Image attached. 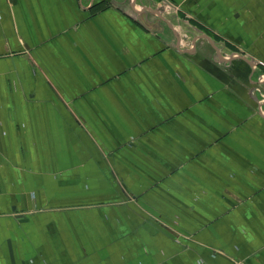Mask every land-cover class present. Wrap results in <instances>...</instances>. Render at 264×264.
Returning <instances> with one entry per match:
<instances>
[{
  "label": "crops",
  "instance_id": "0c3cea01",
  "mask_svg": "<svg viewBox=\"0 0 264 264\" xmlns=\"http://www.w3.org/2000/svg\"><path fill=\"white\" fill-rule=\"evenodd\" d=\"M263 63L264 0H0V264H264Z\"/></svg>",
  "mask_w": 264,
  "mask_h": 264
},
{
  "label": "rangeland",
  "instance_id": "374dc122",
  "mask_svg": "<svg viewBox=\"0 0 264 264\" xmlns=\"http://www.w3.org/2000/svg\"><path fill=\"white\" fill-rule=\"evenodd\" d=\"M163 1H164V0H163ZM163 1H161V0H151V2H152L153 4H159V3L163 2ZM239 50L243 52V50H242L240 47H239ZM263 65H264V63H263ZM75 116H76V118H78L79 120H80V119L82 120V118H81L76 112H75ZM77 121H78V120H77ZM78 122L81 123V125L78 124L80 127L86 128L85 125H84V126L82 125V122H81V121H78ZM95 142H96L97 147L100 148V149H102V147H101V145L99 144V142H98L97 140H95ZM128 145L130 146L131 143H130V144L128 143ZM120 148H121V147H118V149H117L116 152L120 151V150H121ZM119 149H120V150H119ZM102 150H103V149H102ZM102 155H103L102 158H107V159H109V158H113V157H114V155L107 154V153H105V152H103ZM111 160H112V159H111ZM112 163H113V162H112ZM188 163H192V164H194L195 162H194V161H188ZM112 167H113V165H112ZM112 170H113L114 174H116L115 172H117V170H116L114 167L112 168ZM115 176H116V175H115ZM116 177H117V176H116ZM119 177H120V176H119ZM119 177H118V179H119ZM118 182L120 183V185H122V183H123L120 179H119ZM122 187H124V186L122 185ZM124 188H125V187H124ZM204 190H205V189H204ZM200 194H203L202 191L194 192V194L192 195L193 200L198 199V197H199L198 195H200ZM204 194H205V192H204ZM160 222H162V227H166V228H169L171 231H174V232H172V233L174 234V236H172V235L169 234V236L172 238V240H174V242H179V243H181L183 239L190 240V241H197V238H196L194 232L192 231V229L189 230V228H188V229L180 230V229H178L177 227L170 226V225H172V224H167V223H164L163 221H160ZM171 222H173V221L171 220ZM173 224H175V225H180L178 221H174ZM181 239H182V240H181ZM194 239H195V240H194ZM183 243H184V242H183Z\"/></svg>",
  "mask_w": 264,
  "mask_h": 264
},
{
  "label": "water",
  "instance_id": "95a60500",
  "mask_svg": "<svg viewBox=\"0 0 264 264\" xmlns=\"http://www.w3.org/2000/svg\"><path fill=\"white\" fill-rule=\"evenodd\" d=\"M147 8V7H146ZM146 8H144V10H146ZM148 10H151L152 11V9H148ZM155 12H157V10L155 11ZM159 12V11H158ZM163 19V18H162ZM167 21V20H166ZM168 22V21H167ZM205 37H207V38H210V36L209 35H204ZM217 51L219 52V49L217 48Z\"/></svg>",
  "mask_w": 264,
  "mask_h": 264
}]
</instances>
